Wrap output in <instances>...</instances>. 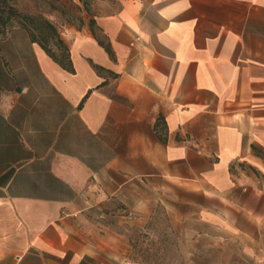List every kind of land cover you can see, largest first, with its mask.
<instances>
[{
	"label": "crops",
	"instance_id": "1",
	"mask_svg": "<svg viewBox=\"0 0 264 264\" xmlns=\"http://www.w3.org/2000/svg\"><path fill=\"white\" fill-rule=\"evenodd\" d=\"M78 15L71 67L0 31V264H264V0Z\"/></svg>",
	"mask_w": 264,
	"mask_h": 264
},
{
	"label": "rangeland",
	"instance_id": "2",
	"mask_svg": "<svg viewBox=\"0 0 264 264\" xmlns=\"http://www.w3.org/2000/svg\"><path fill=\"white\" fill-rule=\"evenodd\" d=\"M92 2L93 0H0V14L6 20L4 24L5 27L13 24H24L28 26L37 37L42 39L43 34L52 33L46 20L53 22L57 28L62 27L65 22L75 23L79 16L78 13L83 10H90ZM47 44L58 52L52 39H50ZM167 219L168 216L164 212H160L159 216L156 218L159 227H155L152 232L158 235V240L152 243V250H158L157 247H160L161 249L163 248L164 251H187V239L189 237L187 228L185 226H180L179 228H174L173 233H171V228L167 225ZM196 229H198L197 226ZM233 245L234 244H232V247ZM199 247L203 249V244H200ZM147 260L171 262L181 261L182 259ZM234 261L241 262L243 259H236Z\"/></svg>",
	"mask_w": 264,
	"mask_h": 264
},
{
	"label": "trees",
	"instance_id": "3",
	"mask_svg": "<svg viewBox=\"0 0 264 264\" xmlns=\"http://www.w3.org/2000/svg\"><path fill=\"white\" fill-rule=\"evenodd\" d=\"M6 23L4 17L0 14V31ZM47 25L51 28V34H43L42 39L37 37L32 31V36L34 39L39 40L41 44L47 49V51L58 61H60L63 65L67 67H71V58L69 47L66 42L61 38L60 33L53 22L50 20H46ZM52 39L53 43L56 45L58 52L53 50L50 46H48L47 42Z\"/></svg>",
	"mask_w": 264,
	"mask_h": 264
},
{
	"label": "built area",
	"instance_id": "4",
	"mask_svg": "<svg viewBox=\"0 0 264 264\" xmlns=\"http://www.w3.org/2000/svg\"><path fill=\"white\" fill-rule=\"evenodd\" d=\"M138 39H141L140 35H136V40H138ZM132 215H133L132 213H130V212L128 213L129 217H131Z\"/></svg>",
	"mask_w": 264,
	"mask_h": 264
}]
</instances>
